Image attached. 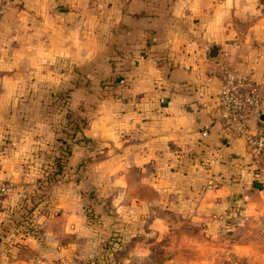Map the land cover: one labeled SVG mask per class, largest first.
Segmentation results:
<instances>
[{
    "label": "crops",
    "instance_id": "obj_1",
    "mask_svg": "<svg viewBox=\"0 0 264 264\" xmlns=\"http://www.w3.org/2000/svg\"><path fill=\"white\" fill-rule=\"evenodd\" d=\"M228 67L257 95L252 129L264 127V0H14L0 17V264H89L82 192L95 183L113 230L192 203L223 223L243 209L264 240V168L219 117ZM67 86L90 141L36 215L41 239L17 234L44 103Z\"/></svg>",
    "mask_w": 264,
    "mask_h": 264
},
{
    "label": "rangeland",
    "instance_id": "obj_2",
    "mask_svg": "<svg viewBox=\"0 0 264 264\" xmlns=\"http://www.w3.org/2000/svg\"><path fill=\"white\" fill-rule=\"evenodd\" d=\"M51 142L45 132L33 149L34 161L30 168L35 174L29 187L19 192L18 220L13 222V231L17 234L27 232L41 239L43 231L36 215L53 199L54 185L69 177L71 155L64 171L51 175L55 169L53 156L58 152V147ZM91 151L97 153L94 147ZM95 185L84 187L82 192L83 215L95 238L89 264H264V251L261 250L264 240L256 239L252 231L255 226L250 221L245 222L251 215L243 209L229 210L224 220L229 225H225L222 219L206 216L192 203L189 206L181 204L179 209L163 203L146 212L143 224L113 230L107 225L108 218L101 202L96 199ZM145 189L144 194L141 188L142 195L153 200L152 192ZM32 191L30 197L27 193ZM45 192H49L48 201L40 199ZM35 199L39 200L35 202ZM112 237L117 239L115 244L110 242Z\"/></svg>",
    "mask_w": 264,
    "mask_h": 264
},
{
    "label": "built area",
    "instance_id": "obj_3",
    "mask_svg": "<svg viewBox=\"0 0 264 264\" xmlns=\"http://www.w3.org/2000/svg\"><path fill=\"white\" fill-rule=\"evenodd\" d=\"M14 0H0V17ZM257 95L246 89L245 80L235 67L225 68L219 84V117L223 125L244 137L250 147L252 160L264 168V127L253 130L251 110L256 107ZM206 131L203 130V134ZM9 190L0 185V198Z\"/></svg>",
    "mask_w": 264,
    "mask_h": 264
},
{
    "label": "trees",
    "instance_id": "obj_4",
    "mask_svg": "<svg viewBox=\"0 0 264 264\" xmlns=\"http://www.w3.org/2000/svg\"><path fill=\"white\" fill-rule=\"evenodd\" d=\"M122 82L123 78L119 77L117 80L105 81L103 86L114 83L122 84ZM72 88L73 86H67L64 89L52 91L51 96L43 106L42 114L46 123V132L52 141L51 144H55L58 147L57 154L53 156L52 162L55 169L51 172V175L61 174L64 171L67 158L73 153L76 144H86L90 141L89 138L82 134L86 118L82 113L81 107L71 104ZM23 118L25 117L23 116ZM33 193L34 191L27 194L32 197ZM49 198V192H45L40 199L48 201ZM38 200L35 199V202ZM110 242L115 244L117 242L116 237H112Z\"/></svg>",
    "mask_w": 264,
    "mask_h": 264
},
{
    "label": "water",
    "instance_id": "obj_5",
    "mask_svg": "<svg viewBox=\"0 0 264 264\" xmlns=\"http://www.w3.org/2000/svg\"><path fill=\"white\" fill-rule=\"evenodd\" d=\"M216 49H214V51H215ZM210 54L212 55L213 54V49H212V51L210 52Z\"/></svg>",
    "mask_w": 264,
    "mask_h": 264
}]
</instances>
